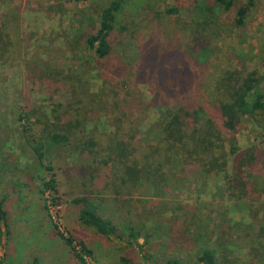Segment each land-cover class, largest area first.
<instances>
[{"label":"rangeland","instance_id":"374dc122","mask_svg":"<svg viewBox=\"0 0 264 264\" xmlns=\"http://www.w3.org/2000/svg\"><path fill=\"white\" fill-rule=\"evenodd\" d=\"M108 1L0 0V20L18 16L22 32V55L0 63V136L7 140L4 152H9L0 161V198L5 196L3 206L7 217V224L0 231L3 264H164L168 258H178L180 264H196L195 256L205 248L214 250L217 264H264V117L261 115L242 113L233 132L240 148H257L254 161L244 169L245 186L240 187L238 197L229 192L223 173L179 172L174 164L171 166L174 173H168L166 183L156 188L151 184L137 189L110 185L104 193L100 190L104 194L98 193L103 211L117 226L123 225L115 236L104 237L79 221V207L71 203L76 196L97 195L84 193L90 188H83L81 180L75 179L79 175L78 165L90 159L68 151L57 158L50 155L60 199L54 203L53 195L42 191L41 178L47 179L48 172L40 169V173L29 149L25 145L21 149L24 106L26 102L36 104L51 116L53 105L64 101L68 94L65 86L45 77L28 78L24 68L27 59H40L50 69L64 71L68 86H76L80 94L97 93L101 100L97 109L103 112L88 128L100 133L105 143L96 160L114 157L113 140L107 134L114 128L113 116H126L132 125L125 127L136 133L141 144L155 143L162 135L160 120L164 109L148 105L151 94L132 74L121 80L115 72L130 62V48H138L147 39L165 48L186 47L191 40L186 30L192 23V13L184 0L179 3L130 0L140 4L150 1L159 14L130 24L131 42L127 41L125 32H118L117 50L108 61L101 62L84 43V35L97 31L98 12ZM130 5L125 12H133ZM170 8L174 9L171 13L167 11ZM223 20L205 33L203 58L209 75L214 77L240 67L239 59L246 60L243 61L246 70L262 72L264 0H256L242 27ZM108 99L113 103L107 102L106 106L104 102ZM227 167L231 174V161ZM69 179L75 180V184ZM242 193L245 196L239 199ZM113 197L119 199L112 200ZM130 225L140 231L137 243L131 242L127 228ZM259 228L262 237L254 233ZM69 236L73 238L72 245L65 241Z\"/></svg>","mask_w":264,"mask_h":264},{"label":"trees","instance_id":"16d2710c","mask_svg":"<svg viewBox=\"0 0 264 264\" xmlns=\"http://www.w3.org/2000/svg\"><path fill=\"white\" fill-rule=\"evenodd\" d=\"M131 1L109 0L98 12L97 31L83 34L84 43L93 51L98 61H108L117 50L115 45L118 32H125L127 41L131 42L130 24L137 23V20H149L148 15L154 17L159 14L150 1L141 4ZM178 1L175 0L179 3ZM184 1L193 17L186 30L191 37L190 43L184 48L171 49L157 44L153 39H147L138 48H130V64L123 65L115 72L121 80L132 74L151 94L148 105L161 106L164 109L160 120L162 135L155 143L137 142L136 133L125 127L132 125L129 119L126 116H113L114 128L107 134L113 140L111 142L114 150H111V154L114 157L96 160L97 153L105 143L100 133L95 134L93 127L88 128L103 112L97 109L101 102L97 93H78L76 86H68L64 71L50 69L40 59H27L25 62L28 78L30 76V79L36 80L45 77V80H51L58 86H65L68 97L53 105L51 116L36 104L26 102L23 112L25 125L21 132L24 144L21 149L26 146L32 153L31 159L38 170L48 172L47 179L41 178L42 191L50 192L54 203L60 199L59 187L54 164L48 157L52 155L57 158L60 153L68 151L70 154L76 153L90 159L88 163L78 165L76 169L79 175L75 179L81 180L83 188H90L84 193L97 195L76 196L71 203L79 207V221L104 237L115 236L118 227H123L120 224L117 226L100 206L98 193H104L106 187L125 185L137 189L151 184L156 188L166 183L168 173H174L171 166L176 164L179 172L193 171L204 175L223 173L229 192L237 194L240 187L245 186L242 178L245 167L255 159L257 148H240L233 132L240 123L242 113L264 117V70L248 71L243 63L246 60L239 59L240 67L222 71L213 77L209 75L203 55L206 53L204 37L208 29L220 24V20L224 18L223 21L233 26H244L256 0ZM127 5L132 7L133 12H125ZM167 11L171 13L174 9ZM21 34L18 16L4 22L0 20V63L16 60L22 55ZM124 43H127L126 40ZM262 60L264 65V55ZM46 68L49 69L48 73ZM107 102L113 103L108 99L104 102L106 106ZM5 139L0 136V161L1 157L9 154L3 150L7 142ZM230 161L231 174L227 167ZM69 180L72 185L75 184V180ZM234 182L238 184L235 186ZM234 188L238 191H232ZM244 196L245 193L240 194L239 199ZM4 199L5 196L0 198V231L1 226L7 224ZM115 199L119 198H112ZM127 228L132 237L131 242L137 243L139 229H135L134 225ZM260 228L254 232L256 236H261ZM72 240L71 236L65 238L67 245H72ZM257 243L255 240V244ZM81 246L85 250L84 244ZM124 261L128 262L126 259ZM195 261L196 264H217L215 252L210 248L197 254ZM0 264H3V258H0ZM164 264H180V260L168 258Z\"/></svg>","mask_w":264,"mask_h":264}]
</instances>
